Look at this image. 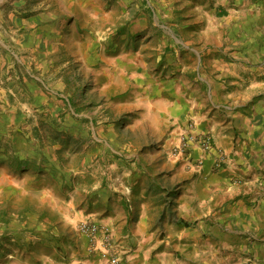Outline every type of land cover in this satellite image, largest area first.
<instances>
[{"label": "rangeland", "instance_id": "374dc122", "mask_svg": "<svg viewBox=\"0 0 264 264\" xmlns=\"http://www.w3.org/2000/svg\"><path fill=\"white\" fill-rule=\"evenodd\" d=\"M175 39L246 61L264 106V0H0V264L73 263L87 240L68 205L148 186L151 123L200 84Z\"/></svg>", "mask_w": 264, "mask_h": 264}, {"label": "crops", "instance_id": "0c3cea01", "mask_svg": "<svg viewBox=\"0 0 264 264\" xmlns=\"http://www.w3.org/2000/svg\"><path fill=\"white\" fill-rule=\"evenodd\" d=\"M172 43L176 70L192 68L196 73L190 81L200 84L190 87L193 98L180 96L166 107L162 123H151L157 149L137 161L148 186L131 187L130 198L123 187L112 192L95 186L84 191L87 199L93 197L91 203L78 208L71 203L68 212L106 229L115 253L128 264H232L235 252L240 257L233 264H259L262 248L251 244L264 236V181L258 183L264 178V106L252 100L257 79L246 86L247 62L225 63L201 41ZM5 66L0 58V70ZM189 118L212 135L215 149L225 151L222 167H215L216 152L194 150L190 160L173 155ZM85 241L82 251L72 252L71 264H106V257L91 254Z\"/></svg>", "mask_w": 264, "mask_h": 264}, {"label": "built area", "instance_id": "2783aa9c", "mask_svg": "<svg viewBox=\"0 0 264 264\" xmlns=\"http://www.w3.org/2000/svg\"><path fill=\"white\" fill-rule=\"evenodd\" d=\"M213 137L210 133L202 132L197 128L193 121L188 122L179 136L176 146L173 148V155H182L190 160V155L194 150L202 153H217L215 167H222L227 162L226 153L221 149H215ZM203 159L197 161V166L202 167ZM79 231L84 234L92 245L91 252L104 255L107 259L106 264H128L115 253L113 241L110 233L97 224L86 221L79 222Z\"/></svg>", "mask_w": 264, "mask_h": 264}]
</instances>
